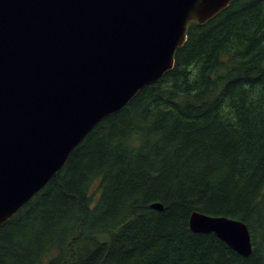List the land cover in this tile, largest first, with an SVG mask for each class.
Masks as SVG:
<instances>
[{
    "label": "trees",
    "instance_id": "trees-1",
    "mask_svg": "<svg viewBox=\"0 0 264 264\" xmlns=\"http://www.w3.org/2000/svg\"><path fill=\"white\" fill-rule=\"evenodd\" d=\"M193 211L245 223L251 255ZM0 264H264V0L189 23L173 68L0 226Z\"/></svg>",
    "mask_w": 264,
    "mask_h": 264
},
{
    "label": "water",
    "instance_id": "water-1",
    "mask_svg": "<svg viewBox=\"0 0 264 264\" xmlns=\"http://www.w3.org/2000/svg\"><path fill=\"white\" fill-rule=\"evenodd\" d=\"M231 1L0 0V226L100 121L173 68L189 23ZM189 226L252 253L240 220L194 212Z\"/></svg>",
    "mask_w": 264,
    "mask_h": 264
},
{
    "label": "bare ground",
    "instance_id": "bare-ground-1",
    "mask_svg": "<svg viewBox=\"0 0 264 264\" xmlns=\"http://www.w3.org/2000/svg\"><path fill=\"white\" fill-rule=\"evenodd\" d=\"M154 203H158V204H160V205L162 206V209H161V210H163V205H162L161 203H159V202H154ZM154 203H152V204H154ZM152 204H151V205H152ZM151 205H150V207H151ZM152 209H153V208H152ZM155 210H156V209H155ZM161 210H158V211H161ZM194 212H195V211H193L192 213H194ZM192 213H191V214H192ZM197 213H200V212H197ZM191 214H190V215H191ZM188 223H189V222H188ZM189 228H190V226H189ZM224 243H225V242H224Z\"/></svg>",
    "mask_w": 264,
    "mask_h": 264
}]
</instances>
